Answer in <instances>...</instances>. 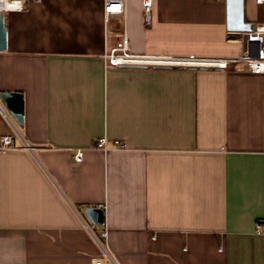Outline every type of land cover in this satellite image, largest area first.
<instances>
[{"label":"crops","instance_id":"obj_1","mask_svg":"<svg viewBox=\"0 0 264 264\" xmlns=\"http://www.w3.org/2000/svg\"><path fill=\"white\" fill-rule=\"evenodd\" d=\"M106 1L5 14L0 94L23 95L24 124L0 101V264H264V74L102 57L125 36L180 56L240 57L234 3L155 0L147 23L143 0H123L121 15ZM242 17L255 28L264 4L242 0ZM104 137L109 149L96 150ZM96 207L104 226L84 215Z\"/></svg>","mask_w":264,"mask_h":264},{"label":"built area","instance_id":"obj_2","mask_svg":"<svg viewBox=\"0 0 264 264\" xmlns=\"http://www.w3.org/2000/svg\"><path fill=\"white\" fill-rule=\"evenodd\" d=\"M43 0H0V15L11 12H22L29 3H40ZM257 3L264 4V0H257ZM155 7V0H143V11L147 23L151 22ZM109 9H115L110 11ZM125 2L123 0H107V14H124ZM246 49L240 57L228 59H209L196 56H180L173 49L166 45H137L131 42L126 36L116 47L105 52L102 57L107 67L121 66H147L159 68H190V69H210L225 70L231 65L242 67L244 70L255 75L264 74V22L257 25L253 31L245 33ZM3 116L10 120L7 110H2ZM13 136L2 138V146L10 147ZM110 141L107 138H101L94 143L96 150L107 151L110 147ZM113 145L121 150H126L127 145L119 140H114ZM29 149H32L29 147ZM75 162L83 161V151L78 150L73 156ZM258 234L264 233L263 224L256 225ZM87 230L97 240L96 234L89 224H86ZM103 237L106 234L102 235ZM92 264H102L95 260Z\"/></svg>","mask_w":264,"mask_h":264},{"label":"water","instance_id":"obj_3","mask_svg":"<svg viewBox=\"0 0 264 264\" xmlns=\"http://www.w3.org/2000/svg\"><path fill=\"white\" fill-rule=\"evenodd\" d=\"M232 1L235 6L231 7L229 29L232 31L247 33L254 30L252 24H245L242 17V0ZM8 48V31L6 29L5 14L0 15V52ZM0 101L7 109L9 114L20 126L24 124V97L18 92H4L0 94ZM84 215L94 226L105 225V211L100 207L87 208Z\"/></svg>","mask_w":264,"mask_h":264},{"label":"snow or ice","instance_id":"obj_4","mask_svg":"<svg viewBox=\"0 0 264 264\" xmlns=\"http://www.w3.org/2000/svg\"><path fill=\"white\" fill-rule=\"evenodd\" d=\"M110 11H112V10H115V9H109Z\"/></svg>","mask_w":264,"mask_h":264}]
</instances>
